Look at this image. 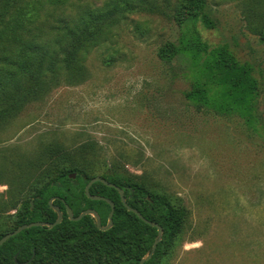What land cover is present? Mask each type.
Here are the masks:
<instances>
[{
    "label": "rangeland",
    "instance_id": "1",
    "mask_svg": "<svg viewBox=\"0 0 264 264\" xmlns=\"http://www.w3.org/2000/svg\"><path fill=\"white\" fill-rule=\"evenodd\" d=\"M105 2L78 0V11ZM164 12L122 11L88 53L83 82L56 86L0 125V234L13 229L16 210L55 159L85 165L94 177L111 169L185 207L183 229L160 264H264V0H207L212 28L200 26L211 47L226 45L252 65L255 131L185 100L187 64L157 57L179 35L172 10ZM99 212L102 224L108 209Z\"/></svg>",
    "mask_w": 264,
    "mask_h": 264
},
{
    "label": "trees",
    "instance_id": "2",
    "mask_svg": "<svg viewBox=\"0 0 264 264\" xmlns=\"http://www.w3.org/2000/svg\"><path fill=\"white\" fill-rule=\"evenodd\" d=\"M106 0L102 10L78 11V0H0V125L7 118L43 98L58 85H78L88 77L85 60L99 42L104 26L117 22L122 11L165 14L171 9L179 28L176 41L163 43L158 59L165 65L179 59L187 64L191 86L183 93L197 109L220 116L237 117L248 129L259 126V82L250 64H241L226 45L211 47L201 36L200 26L211 29L205 13L207 0ZM70 164L69 167H64ZM50 174L25 200L14 215L16 228L32 222L53 223L57 214L48 201L63 213L53 228L33 227L20 232L0 246V264H139L149 253L157 229L127 211L119 193L101 183L90 188L115 205L113 225L107 231L96 227L92 216L70 221L65 205L74 217L82 211L110 206L85 196V186L94 178L85 165L51 160ZM76 174L71 179V174ZM123 190L127 204L146 220L162 227L163 235L152 257L144 264H160L180 235L187 216L183 206H175L169 196L149 191L144 184L130 182L111 169L102 176ZM107 223L102 219V226Z\"/></svg>",
    "mask_w": 264,
    "mask_h": 264
},
{
    "label": "water",
    "instance_id": "3",
    "mask_svg": "<svg viewBox=\"0 0 264 264\" xmlns=\"http://www.w3.org/2000/svg\"><path fill=\"white\" fill-rule=\"evenodd\" d=\"M69 177L71 179H75L76 174L73 173ZM95 183H101V184H103V185H105V186H107L109 188H114L119 193L120 198H121V202H122L123 206L127 209V211L135 214L144 223H146V224H148V225H150V226H152V227L157 229V237H156L155 241L153 242V245H152L149 253L146 254L145 257L143 259H141L140 262H139V264H144L146 261H148L152 257L153 253L156 250L157 244L161 241V238H162V235H163L162 227L160 225H158L157 223L150 222V221L146 220L136 209L131 208L127 204V202L125 200V197H124V194H123V190L120 189L119 187L115 186L114 184L109 183L108 181H106L102 177H94L87 183V185L85 186V189H84L85 196L89 200H92V201H104L110 206V211H109V214H108V217H107V223H106L105 226H102L100 217H99V215L97 214V212L95 210L87 209V210L82 211L77 217H74L71 209L68 206L65 205L67 216H68L69 220L73 221V222H77V221H80L85 216H92L94 218V220H95L96 227H97L98 230L107 231V230H109L112 227V225H113V215H114V211H115V205L109 199H106V198L100 197V196H92L90 194V188ZM56 199L57 198H51L48 201V204H49L50 208L57 214V219L55 220V222L48 223V222H41V221L39 222L38 221V222H32V223H29V224L22 225V226L16 228L14 231L5 234L0 239V246H2L10 238H12L13 236L19 234L20 232H22L25 229L33 228V227L53 228V227L57 226L58 224H60L62 222V220H63V213L60 211L59 207H56V206H54L52 204Z\"/></svg>",
    "mask_w": 264,
    "mask_h": 264
}]
</instances>
